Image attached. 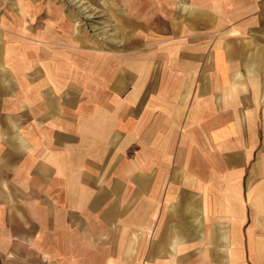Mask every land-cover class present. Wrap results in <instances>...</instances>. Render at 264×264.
<instances>
[{"label": "crops", "instance_id": "obj_1", "mask_svg": "<svg viewBox=\"0 0 264 264\" xmlns=\"http://www.w3.org/2000/svg\"><path fill=\"white\" fill-rule=\"evenodd\" d=\"M54 5L0 12V264H264V0Z\"/></svg>", "mask_w": 264, "mask_h": 264}, {"label": "rangeland", "instance_id": "obj_2", "mask_svg": "<svg viewBox=\"0 0 264 264\" xmlns=\"http://www.w3.org/2000/svg\"><path fill=\"white\" fill-rule=\"evenodd\" d=\"M141 1L138 0V2ZM49 4H55L56 6H53L54 9L62 7L67 16H73L70 15L73 11L78 12L75 13L76 15L73 18L69 19L78 25L82 23L88 25L91 37L101 35L103 38V33L107 36L108 33L113 32L115 0H0V12L16 16L21 11L26 10L29 16L34 14L33 11L36 8L39 9L40 5L42 10H46ZM42 14V18H44L46 13L42 12ZM67 16L66 19L68 18ZM26 19L27 21L25 22L27 24L32 25L34 23V17L31 16Z\"/></svg>", "mask_w": 264, "mask_h": 264}]
</instances>
